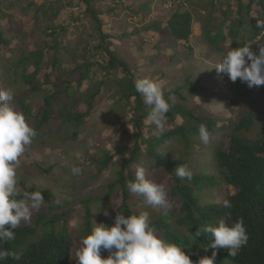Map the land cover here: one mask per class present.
<instances>
[{"label": "trees", "instance_id": "obj_1", "mask_svg": "<svg viewBox=\"0 0 264 264\" xmlns=\"http://www.w3.org/2000/svg\"><path fill=\"white\" fill-rule=\"evenodd\" d=\"M92 1L39 0L28 4L25 17L33 13V24L27 33L16 30L20 39L16 47H12L14 38L8 37L12 32L1 24L2 20L16 16L0 10V50L3 51L0 54V76L6 89L14 93L12 103L16 110L25 115L38 133L32 145L43 134L64 144L77 141L85 120L95 109L101 89L106 85L110 89L106 87L105 90H113L117 99L110 109L111 113L123 116L131 109L137 130L129 142L116 144L114 151L103 145L88 148L79 142L77 148L81 151L80 155L68 157L73 166L90 165L93 172L85 174L90 175L91 180H97L104 172L112 170L110 179L100 192L80 202L61 201L57 204L58 199L49 190H41L37 185L22 190L26 170L41 175L51 169L46 168L43 162L36 161L29 167L21 163V169L17 170L21 196L24 191L39 190L46 203L34 212L32 223H22L15 230L16 239L5 245L10 251L22 252L21 260L9 258L0 264H76L80 240L90 234L95 222L114 226L116 215H139L144 211L149 212L150 224L158 236L183 248L193 264H197L202 257H212L213 252H216L214 264H264V98L259 99L264 95V85L249 88L239 79L234 83L230 81L233 93L230 99L218 89L219 86L209 89L202 84V78L192 81V77L188 76L184 83L163 90L166 99L173 98L169 100L172 106L167 113L165 131L158 138H149L155 125L147 120L149 109L141 94L135 90L132 75L141 76V73L103 41L107 34L100 17L105 15V11L92 8ZM74 2L79 4L78 12L74 11L69 22L58 23L63 9L72 7ZM183 2L166 22L159 26L158 23H148L144 29L147 34L159 29L157 34L167 38L165 42L168 46H180L172 55H160L163 66L173 59L180 60L182 56L194 59L193 43L207 52L225 54L245 43H253L250 50L256 54L264 46V25L257 26L259 20L264 21V0ZM1 6H4L2 0L0 9ZM137 7L132 6L133 11L137 15L139 13L140 21L142 14ZM82 8L83 11H80ZM117 9L118 6L116 9L113 7L110 12ZM193 11L204 12L205 18L194 21ZM88 16L95 24L94 32L102 40L95 39L98 44L81 40L78 45L85 46L84 57L80 58L83 64L63 71L62 53L68 51L69 46L63 45L60 37L64 38L70 33L68 27ZM42 18L48 23L41 30ZM198 21L199 34L194 31V24ZM38 31H42L41 40L36 38ZM27 39H38L34 40V51L22 49ZM152 47L159 48L158 40L152 43ZM7 51L11 53L8 58L5 55ZM206 51H201V54H206ZM47 54H50L49 58H46ZM190 66L193 70L197 69L192 64ZM95 67L101 72V81H95L96 75L92 77ZM118 75L124 77L119 78ZM88 82L89 87L84 89ZM237 92L242 98L236 96ZM212 93L215 98L211 97ZM197 97H200L199 101ZM246 99L249 105L245 104ZM216 100L230 108L228 100L233 105H239L237 113L218 121V115L211 112ZM201 124L212 133L207 145L199 139ZM143 140L145 145H142ZM192 152L199 157L197 161H185L184 156ZM118 156L120 158L116 161ZM193 163H198L197 168H190L188 164ZM184 164L193 172L190 182L175 175L176 168ZM137 167L145 168L147 179L166 185L169 193L167 209L147 208L141 198L130 193L127 184L135 180ZM210 192L220 193L224 201L231 202V208L212 202L214 194ZM121 197L123 201L119 205ZM204 201L208 202L203 206ZM140 204L142 211L135 207ZM226 213H231V219ZM240 218H243L249 240L235 258L230 257L226 249L208 247L210 234L202 233L197 238L191 235L209 224L215 226L220 219L231 225ZM108 255L102 250V258L106 259Z\"/></svg>", "mask_w": 264, "mask_h": 264}, {"label": "rangeland", "instance_id": "obj_2", "mask_svg": "<svg viewBox=\"0 0 264 264\" xmlns=\"http://www.w3.org/2000/svg\"><path fill=\"white\" fill-rule=\"evenodd\" d=\"M4 6H1V11L4 13L15 14V18H6L1 21L2 27L9 29L12 34L8 37L14 38L12 47H16L20 43L19 34L16 30L21 33L29 32L33 24V13L31 16L25 17L27 5L32 2L37 3L39 0H2ZM64 1V0H61ZM93 0L92 8L100 9L105 11V15L100 17L101 23L104 24V32L107 34V38L103 40L108 47L117 51L121 57L131 62V66L138 69L141 76L133 73V77L136 80L149 78L158 82L163 90L170 89L174 85L182 84L185 82L186 77L191 76L192 81L198 78H202V84L209 89L219 86L218 89L224 94L232 98V91L230 90V80L226 76H222L215 69V65L223 58L224 52H207L202 46L193 43L195 57L190 59L187 56H182L180 60H171L170 64H165L160 61V55L169 56L173 54V51L179 50L180 46H168L166 39L163 35L157 34L156 32H149L148 34L144 29L148 23L166 22L177 9L181 3L184 4L183 0ZM79 4L74 2L72 7L66 6L62 14L58 19L60 22H69L74 11L77 10ZM116 11L110 12L115 7ZM138 6L139 12L142 14L140 21L138 20L139 13L133 11V8ZM81 7V6H80ZM83 11V8L80 10ZM150 13V14H149ZM149 14V15H148ZM29 15V14H28ZM148 16V17H147ZM194 21L200 18H205L204 12L193 11ZM90 16L85 18L80 23H75L68 27L70 33L66 34L63 39V45L69 46V50L62 53L63 71H70L74 67L82 65L80 58L84 57V45L79 46V42L85 40L86 43L96 42L95 39H100L98 34L94 32V23ZM41 30L47 25V20L42 18L40 21ZM197 23V24H196ZM0 24V25H1ZM200 22H195L194 31L200 33ZM139 31L140 33H137ZM42 31L36 33V38L41 40ZM137 33V34H136ZM38 39H27L23 45L24 51H34L35 43L34 40ZM159 44L158 49H153L152 43ZM257 39L254 41L256 42ZM207 48V46H206ZM162 50L163 52L159 51ZM201 51H206V54H201ZM3 51L0 50V54ZM159 52V53H158ZM161 52V53H160ZM6 57H10L11 53L7 51ZM50 54H47L46 58H49ZM98 59V58H97ZM102 63V59H99ZM4 64V63H3ZM190 64L197 67L192 69ZM164 74H161L162 71ZM96 75V77H94ZM166 75V76H161ZM101 72L98 67L92 70V77L95 81H101ZM119 78L124 77L118 75ZM211 77H215L213 80ZM159 79V80H158ZM109 83V82H108ZM92 84V82H91ZM89 87V82L84 86V89ZM107 85L105 86V88ZM102 88L101 96L97 99L95 109L92 115L88 117L82 128L81 134L77 141L64 144L62 141L50 138L47 135H42L35 145H31L30 150L27 151L21 160V163L25 167H29L34 162H43L46 168H50L49 173L34 174L29 170L24 172V178L21 185L22 190L31 188L33 185H37L41 190H49L55 198L60 201H77L80 202L85 200L94 194H98L102 187L106 184V181L110 179L112 170L104 172L97 180H91V176H87L85 173H92L93 168L89 165L87 167L78 166L83 169L80 176H73L70 172L73 163L68 157H77L81 151L77 148L80 143H84L89 147L103 145V147L114 151L116 144H122L123 142H129L132 134L136 132L137 127L133 124V112L129 109L123 114V116H116L111 113L110 109L117 101L113 94V90H105ZM110 89L109 87H107ZM0 89H6L5 81L0 76ZM249 90V89H245ZM244 91V90H243ZM210 91H208L209 93ZM211 93V92H210ZM238 98H242L240 92H237ZM216 95L212 93L211 97L215 98ZM251 96H254L252 94ZM264 98L260 97L259 99ZM204 99V98H203ZM200 100V97H197ZM246 105L250 102L248 99L245 101ZM230 107H226L224 102L216 100L213 102L212 113L217 114V120L221 121L227 119L237 113L239 105H233L230 100L227 101ZM263 107V106H262ZM126 124L125 126H122ZM55 135V134H53ZM152 132L149 134V138H152ZM142 145H145V141H142ZM199 147L198 149H200ZM67 150H70L67 152ZM28 153V156L26 154ZM120 156L116 157V161ZM199 157L195 153H188L184 156L185 161L196 162ZM200 160V159H199ZM86 163V162H84ZM67 167H62V165ZM87 165V164H85ZM190 168H197L198 163L188 164ZM20 165L19 169H21ZM23 174V173H22ZM28 179V180H27ZM25 181V182H24ZM213 193L214 192H210ZM224 195V194H223ZM123 198H119L118 204L121 205ZM224 199L221 194H214L212 202L223 203ZM208 201L203 202V206ZM201 204V203H200ZM202 205V204H201ZM138 210H141V204L137 205ZM150 206H147L149 208ZM137 209V208H136ZM157 209V208H154ZM142 211V210H141ZM152 217L155 214H151Z\"/></svg>", "mask_w": 264, "mask_h": 264}, {"label": "clouds", "instance_id": "obj_3", "mask_svg": "<svg viewBox=\"0 0 264 264\" xmlns=\"http://www.w3.org/2000/svg\"><path fill=\"white\" fill-rule=\"evenodd\" d=\"M261 25H264V21L259 20L257 26ZM252 44L245 43L237 49L231 48L215 65L217 72L233 83L239 79L249 88L264 85V46L256 54L250 50ZM134 86L149 109L148 122L155 125L152 135L158 138L165 131L167 113L172 106L169 100L173 98L166 99L162 86L149 78L136 80ZM13 100L11 89H0V262L9 258L21 260L22 252L10 251L5 245L16 239L15 230L22 223H32L34 212H38L46 203L39 190L24 191L21 196L17 170L38 133L30 126L25 115L16 110ZM211 136L208 128L201 124V142L207 145ZM70 172L73 176H80L83 169L72 166ZM175 175L189 182L193 179V172L186 164L178 166ZM127 187L130 193L141 198L145 206L168 208L169 193L166 185L147 179L144 167L135 169V180L129 181ZM56 203L61 201L57 200ZM223 206L231 208V202L225 200ZM226 215L231 219V213ZM202 233L211 236L208 247L226 249L233 258L239 255L249 240L243 218L231 225L220 219L215 226L209 224L191 235L197 238ZM182 249L158 236L150 224L149 212L130 216L118 214L114 226L95 222L90 234L80 240L76 264H193ZM102 250L109 253L106 259L101 256ZM215 258L216 252H213L212 257H202L197 264H214Z\"/></svg>", "mask_w": 264, "mask_h": 264}]
</instances>
